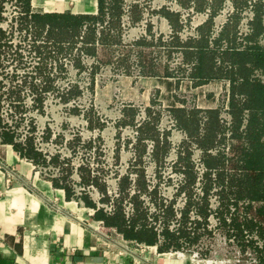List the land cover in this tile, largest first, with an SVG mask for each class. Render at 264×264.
I'll use <instances>...</instances> for the list:
<instances>
[{"label": "built area", "instance_id": "obj_1", "mask_svg": "<svg viewBox=\"0 0 264 264\" xmlns=\"http://www.w3.org/2000/svg\"><path fill=\"white\" fill-rule=\"evenodd\" d=\"M198 0H189L186 5L180 0H123L121 4V14L119 18L120 41L114 51V55L110 62L102 64L109 67H115L117 58L125 52H129V63L131 72L140 74L141 60L139 54L138 41L144 39L152 41L148 46L149 55L156 63H165L167 57H173L174 61L169 63V69L174 72V78L181 84L187 82L189 85L188 94L182 95L187 99L182 106L190 108H202L198 104V98L190 100L191 93H196V89L204 86V84H194V78L190 76L194 62L186 61L183 54L182 46H173L171 41L177 37L181 43L196 39L200 36V26L210 21L211 28L207 36L208 45L211 48L222 50L229 46V42L219 38L221 31L226 23L231 21L232 17L237 13L240 22L235 30V47L242 48L249 44L247 36L252 30L251 22L255 15V3L257 0H245L244 4L238 8L234 0H223L221 6L214 10L212 8L213 0H206L203 8L197 7ZM137 4L140 8L141 16L138 21L131 18V10L133 5ZM9 7H12L10 12ZM166 9L177 14L179 27L173 29L167 27V32L163 31L157 24L161 18L160 11ZM38 12L34 8H25L24 0H0V21L4 19L5 24L0 23V116L6 128L16 133L15 139L21 143H25L28 136L33 138L34 147L43 153L45 164H37L36 171L44 177H55L60 174L59 170L63 167H71V181L69 182L73 190V200L84 205L81 195L87 194L95 203L96 209H102L106 214H112L118 205L127 223L135 215L136 208L134 197L141 202V208L145 212V223L151 227L156 233V243L146 244L137 242L136 240L126 239L116 227L111 226L108 231L98 229L112 245H116L119 251L137 252L150 251L155 248L157 252H163L170 256L187 259L193 264H236L228 257L229 252L235 243L239 249L237 253L242 258L249 260L245 264H258L257 255L254 248H249V241H253L254 245L261 246L262 240L257 232H248L243 230L244 242L242 245L235 236L232 228H224L222 218L229 222L231 216L235 213L242 212L243 205L248 201H239L238 205L228 204L229 211L222 213V197L221 186L217 183V171L209 168L204 163V152L216 154L222 152L229 156L230 143L233 142L231 137L232 116L229 111V95H230V79H222V90L213 93L217 97V108L219 110L220 122L224 126V130L219 137H223V141H217L215 145L204 150L196 141H192L186 131L179 129L176 120L169 114L167 115L168 125L163 123V117L166 112H160L159 119L155 122V137H140V128L142 125L150 121L151 118L147 114L146 108H138L137 113L130 125L132 134L123 141L119 147H111L112 158L117 161L116 150H129L130 155L125 160L120 161L119 168L114 166L112 172L101 175L98 167L104 165L106 157V149L103 142L99 141L86 147L94 151L97 155L92 159L101 158L96 161L95 167L93 163L86 160L74 165L66 158L63 167L60 163L57 167L52 166V157L63 159L59 152H49L44 150L46 143H51L56 139L57 134L44 126L40 129L34 117V113L42 114L45 112L46 100L49 97L57 98L62 102L63 106H73L76 100L84 92L81 78L89 79L87 84L91 83L92 64L98 63L95 55L89 54L84 50V35L88 27V23H84L79 34L75 37L72 46L65 51H58L53 41L47 37V27L37 32L31 20V15ZM108 8L105 7L104 20L97 21L93 24L96 34L99 36L101 29L108 23ZM245 25V28L242 25ZM8 26L10 27L8 29ZM14 29L23 33V39L27 36V49L22 48V43H14V37L9 30ZM21 33V34H22ZM68 45V43H64ZM96 45L99 42L96 41ZM143 49V46H141ZM9 50L13 59H15L14 69L12 71L15 79L5 78V55H9ZM6 53V54H5ZM33 59L31 71L18 72L21 67L20 63L30 62ZM216 64L221 63L219 56L216 57ZM90 61V62H88ZM73 73L75 76H70ZM76 74H78V79ZM81 74H86L82 76ZM12 75V74H11ZM254 77L264 82V73L259 69L254 70ZM63 84H60V83ZM76 87L79 92L76 95H70V91ZM180 91V88H179ZM201 92L205 95L206 89ZM186 96V97H185ZM220 97V99H219ZM185 100V99H184ZM81 114L86 110L79 109ZM169 110V109H167ZM169 112V111H168ZM201 120L199 123V131H203L205 115L201 111ZM246 111L244 112L242 127L246 122ZM124 126V127H125ZM24 130V131H22ZM47 130L50 131L46 137ZM180 133L176 139L174 132ZM54 138V139H53ZM64 140V139H63ZM167 142V147L161 159H157L155 155L158 143ZM185 142H188L187 145ZM67 139L64 140V144ZM80 143H84L81 141ZM142 143L143 152L137 155L136 145ZM116 149V150H115ZM188 155V160L193 172V179L189 182L186 166L182 157ZM80 166H84L89 171L91 179H96L104 185V190H100L97 185L90 181L87 184L81 183L79 178H75ZM138 167L139 170H134ZM74 172V173H73ZM142 176L143 188L138 185V179ZM123 177L127 178V185L121 189L120 183ZM210 183L205 188L206 182ZM106 199H103V198ZM204 204L205 214L201 213V205ZM170 211V214L167 212ZM93 216V214H92ZM101 225L103 220L98 221ZM164 230H168L178 236L179 247L170 246L166 251H158V245L167 242ZM185 230L188 237L180 236V232ZM192 238V239H190ZM223 243L225 249L223 252H217V244ZM247 246V247H246ZM236 250V248H235ZM224 256V257H221ZM237 262L240 260L237 257ZM246 262V261H245ZM242 264V263H240ZM244 264V263H243Z\"/></svg>", "mask_w": 264, "mask_h": 264}, {"label": "crops", "instance_id": "obj_2", "mask_svg": "<svg viewBox=\"0 0 264 264\" xmlns=\"http://www.w3.org/2000/svg\"><path fill=\"white\" fill-rule=\"evenodd\" d=\"M109 1L117 2L118 6L111 9L108 23L101 29L100 35L98 36L94 29H89L84 36L85 50L95 55L98 61L93 65L92 72L98 70L99 64L111 61L114 47L120 41L121 0ZM188 1L180 0L184 5ZM241 1L236 0L239 5ZM28 3L39 13L84 15L94 18V21H103L105 18L104 12L100 10L99 0H28ZM204 3L205 0H198L197 7L201 9ZM220 3L221 0H214L213 7L217 8ZM160 14L162 27H179L176 13L162 9ZM140 16L139 6L133 5L132 20L138 21ZM209 25L206 23L200 27L199 38L183 44L185 60L194 62V67L189 73L194 78V84H204L196 89V93L202 96L199 103L203 109H198L207 110L208 113L207 129L202 137L197 138L196 135L198 110L182 107L180 103L184 99L177 92L181 83L174 78V72L167 65L151 60L148 46L152 41L144 39L138 41L141 60L139 81L135 82L130 77L122 79L124 101L118 112L110 108V89L105 88L100 92L98 89L96 101L102 115L108 120L107 123L100 120L96 110L90 108L83 116L86 126L89 129H98L102 137L107 131L118 133L120 127L133 123L137 105L141 103L145 105L151 120L142 125L140 135L155 137L153 122L159 115V109L155 107L159 101L170 107L178 126L186 131L191 140L195 139L202 148L213 146L220 128L216 110L217 97L213 93L203 95L201 90L211 85L218 87L223 75L213 64L214 52L205 48ZM233 30V25L227 24L223 36L232 40ZM96 41L99 45H96ZM171 44L181 45V42L174 38ZM141 46L146 47L141 49ZM128 65V56L125 54L119 58L117 66L128 70ZM182 83L184 86L188 84ZM76 94L78 89L74 87L70 95ZM184 122L187 125H184ZM7 135L9 134L0 132V264H193L187 259L159 253L155 248L142 253L119 251L116 245H112L98 230L100 228L108 231L111 226L101 225L98 222L102 220L101 217L92 216L95 211L91 204L82 205L73 200L72 193L65 188L67 185L63 180L44 177L38 173L36 165L41 160L39 154L30 152L31 148L24 149L21 145H14L11 136ZM185 143L187 145L188 142ZM166 147V141L157 144L155 155L158 160L162 158ZM142 151L143 145L139 143L136 145L138 157ZM116 152L117 158H128L127 151L123 154H119V150ZM182 160L188 163V155L182 157ZM81 177L83 182L90 180L87 171H84ZM138 184L143 188L142 176L139 177ZM97 186L100 190L104 189L102 184ZM121 187H125V179L122 180ZM261 264H264V261H261Z\"/></svg>", "mask_w": 264, "mask_h": 264}, {"label": "trees", "instance_id": "obj_3", "mask_svg": "<svg viewBox=\"0 0 264 264\" xmlns=\"http://www.w3.org/2000/svg\"><path fill=\"white\" fill-rule=\"evenodd\" d=\"M99 1L100 10L104 12V16L105 7L108 8L109 15L111 9L118 6L117 2L110 3L109 0H105V2L104 0ZM122 1L123 0H121L120 3V14ZM24 2L25 8L27 9L29 7L28 0H24ZM243 3L244 1H241L240 4ZM254 10L255 15L251 22L252 32L247 36V39L250 41L249 44L242 48H236L235 30H233L232 40H228L225 36H223L226 24L224 29L221 31L219 38L216 40V43H219L221 39H225L229 42V46L219 51L217 48L209 47L208 44L205 47L206 49L214 52V66L219 68L222 75L229 78L231 81L228 104L229 111L232 116L230 130L233 142L230 143L231 155L227 156L222 152L212 154L205 151L203 157L206 166L214 168L217 171L216 180L221 186V214L229 211V203L237 206L239 201H248L246 205H243V209L241 210L242 212L236 214L234 213L229 222L222 218V224L224 228L233 229L235 236L242 245L245 244L243 237L244 229L250 233L253 231L257 232L262 240L261 246L258 247L257 245H254L253 241H249L248 244L253 246L257 255L258 264H261V261H264V82L259 80L257 77H254L252 74L256 69H259L262 73H264V41L259 42L255 40L259 33L261 34L264 32V0H260L255 3ZM31 20L37 32L47 27V37L53 41L55 47L60 52L68 50V48L72 46L75 41V37L79 34L80 28L84 23H88V27L86 29L87 31L89 29L95 30L93 24L97 22L94 21V18L84 15L39 12L33 13L31 15ZM230 24L234 27L233 22ZM209 26H211V24ZM209 30L206 34V40ZM185 42L181 43L180 46H182V48H184L183 44ZM64 43H68V45L65 46ZM217 56L221 59L220 64H216L215 59ZM195 78L200 81L203 80L198 77ZM191 109L198 110V114L196 113L198 116L196 135L197 138H200L204 135L207 129L208 113L207 110H203V114L206 119L204 122V129L201 132L199 131V123L201 120L202 110L200 111L198 108ZM245 111L247 113L246 122L245 126L241 128ZM184 125H187V123L184 122ZM219 126L220 128L216 133L213 145H215L217 141H223V137H219L218 134L222 133L224 126L220 122ZM0 132L9 134L7 136H11L14 145H21L24 149H27V147L31 148L32 150H29L30 152L32 151L34 154H39L41 160L37 164L46 163L43 153L34 147L33 138L28 136L25 143L17 141L15 139L16 133L5 127L1 116ZM48 136L49 131L47 130L46 137ZM207 139L208 140H206V142L209 141V138ZM207 148L210 147H203L204 150ZM57 158V155H54L52 157V162L55 160L58 161ZM184 164L186 166V172L190 182L193 179L191 165L189 162ZM64 168H66L65 171L61 168L60 174L51 178L63 180V182L67 185L65 188L69 189L72 196H74L72 187L69 184L71 181V167L68 166ZM124 179L126 187L128 181L126 177L122 178V180ZM90 181L94 182L96 185L102 184L96 179L90 178ZM209 186L210 183L207 180L205 188H208ZM125 187H121V189H124ZM81 199L84 204H91V207L95 208L94 201L87 194H82ZM103 199L106 198L104 197ZM134 203L136 212L130 219L129 223L126 222L120 205L117 206L116 210L112 214H106L99 208L95 210L93 215L94 217H101L105 225L116 227V229L121 232L126 239L136 240L137 242H143L146 244L156 243V233L151 227L146 225L145 212L141 208V202L137 197H134ZM167 212L170 214V211ZM201 213H206L204 204L201 205ZM163 234L165 235L167 242L158 245V251H166L170 246L174 248L179 247V235L169 232L168 230H164ZM180 236L188 237V234L185 230H182L180 232Z\"/></svg>", "mask_w": 264, "mask_h": 264}, {"label": "rangeland", "instance_id": "obj_4", "mask_svg": "<svg viewBox=\"0 0 264 264\" xmlns=\"http://www.w3.org/2000/svg\"><path fill=\"white\" fill-rule=\"evenodd\" d=\"M245 1V0H242ZM260 0H257V2H259ZM206 2V0H205ZM214 2V0H213ZM213 2H212V8L214 10L218 9L221 6V3L223 2V0H221L220 5L217 8L213 7ZM235 5L240 8L243 4H237L236 0H234ZM256 2V3H257ZM205 4V3H204ZM204 6V5H203ZM203 8V7H202ZM10 12H12V7H9ZM264 21V18H263ZM210 24L211 22L208 21ZM206 22V23H208ZM234 23V30H236L238 23L240 22L239 16H237V13L232 17L231 21H229L226 24H230V23ZM0 23L5 24L4 19H2L0 21ZM204 23V24H206ZM156 24L165 32H167V28L162 27V22L160 20H156ZM203 24V25H204ZM225 24V25H226ZM224 25V26H225ZM202 26V25H201ZM200 26V27H201ZM243 28H245V25H242ZM10 27L8 26V29ZM211 28V26H210ZM224 29V27H223ZM10 32H12L11 34H13V36H11V38L14 39V43L20 40L21 41V45L22 48L26 49L28 47L27 45V36L23 39V33L22 32H18L11 29L9 30ZM210 31V30H209ZM252 32V30L250 31V33ZM22 33V34H21ZM209 34V33H208ZM177 38V37H175ZM179 40V39H178ZM255 40L259 41V42H263L264 41V32L263 33H259L257 35V37L255 38ZM180 41V40H179ZM207 44H208V39H207ZM173 45V44H171ZM173 46H180V45H173ZM209 46V45H208ZM146 46H143V48H145ZM118 49V47H114V51H116ZM149 51V50H148ZM129 52H125V54H127L128 56ZM6 54V53H5ZM124 54V52H123ZM123 54L120 55L117 58V63L119 61V58L123 57ZM130 54V53H129ZM184 54V53H183ZM5 78L7 79H11V81H13L15 79V75H13L12 71L14 69V64H15V59H13V56L11 55V51L9 50V55H5ZM150 57V55H149ZM151 58V57H150ZM27 59H30V62H25V63H20L21 67L18 68V72L23 73L24 71H31V64L33 63V59H31L30 57H28ZM152 60V59H151ZM153 61V60H152ZM174 61L173 57L168 58L167 57V61H165V63H161V64H165V65H170L169 63H172ZM90 62V61H88ZM117 63L115 65V67H109V66H105L102 64H99V68L97 71L90 73L91 76V83L86 85V82L89 81V79H85L84 77L81 78V82H82V86H84V92L83 94L79 97V99L76 100V103H74L75 107L73 106H63L62 102H60L57 98H53V97H49L46 100V105H45V112L42 114L39 113H34V117L38 123V126L41 128H43L45 125L49 126L51 129V131L55 132V134H57V137L55 140H53L51 143H46L45 146L43 147L44 150L55 153V152H59L61 156H63V159L57 158L58 161H54L52 162V166L57 167L58 164L60 163V166L63 167L66 163V158L70 159V162L74 163V165L80 163V161H90L93 163V166L96 169L95 163L96 161H100L102 160L101 158L98 159H92V157L97 155L94 151L90 150L88 147L92 141H95V143L99 141L103 142L102 144H104L105 149H106V157H105V162L104 165L101 164V166L98 167V170L100 172V176L101 175H106L109 174L110 172L113 171L114 166L116 165L117 168H119V164H122V162L119 160L120 158H117L119 162H116L113 160L112 158V154H111V147L116 146L119 147V143L120 145L123 143L124 140H126L127 137H129L132 134V130L130 128V126H122L120 127V129L118 130V133L116 131H107L104 133V136H101V132L94 128V129H89L86 126V121L84 120L85 118H83V116L85 115L86 111L89 110L90 108H94L96 110V112L101 116L102 115V111L101 108L99 107L97 101H96V95H97V90H99V92L102 89L108 88L110 89V96H111V100H110V108L113 109L115 112H118L119 107L122 105L124 98L122 96V79L124 77H130L132 79L135 80V82L139 81V78L141 76V68H140V74L137 75V73L135 72H131L130 70V63H129V56H128V70L123 69L122 67H118ZM93 67V64H92ZM169 68V67H168ZM12 74V75H11ZM82 76H85L86 74H81ZM70 76H74L73 73H70ZM77 79H78V74H76ZM75 77V76H74ZM227 78V77H221L220 81L222 82V79ZM60 84H63L62 82ZM220 83V85L218 87H214V86H210L208 88H203L206 89L207 93H217L218 91L222 90L223 85ZM180 88V91H179ZM188 88L189 85L187 84V86H184V83L179 84V87L177 89L178 95H180V97H182V95H187L188 94ZM198 93H191L189 96L190 100H195L196 97L198 98V104L200 105L199 102H201V95ZM202 94V93H201ZM189 95V94H188ZM186 97V96H185ZM183 100L180 104L182 105L184 103V101L187 102V99L182 97ZM220 99V97H219ZM138 108H142L145 107L144 104L139 103ZM157 109H160V111L162 112H166V116L163 117V123L165 125H168V117L167 115H171L173 117L174 120L175 117L172 113V111L170 110V107H167V105H165L162 102L157 101V104L155 106ZM185 108H190L187 106H182ZM79 109H86L83 114H81ZM169 109V110H167ZM203 109V108H202ZM216 109L218 110L217 106ZM169 111V112H168ZM137 113V111H136ZM135 113V115H136ZM99 116V119L102 121L108 120L106 116L102 115L101 117ZM135 117V116H134ZM160 117V112L158 115L157 120ZM218 119L220 122V118H219V110H218ZM156 120V121H157ZM155 121V122H156ZM155 122H153V124H155ZM221 123V122H220ZM177 124V121H176ZM222 124V123H221ZM179 129H181L178 124L176 125ZM155 128V125H154ZM156 130V129H155ZM182 130V129H181ZM24 131V130H22ZM49 131V130H48ZM185 131V130H184ZM223 132V131H222ZM50 133V131H49ZM117 133V136H116ZM188 135V134H187ZM174 136L177 138H179L180 133L175 131L174 132ZM219 136V134H218ZM141 138H144L140 135ZM54 139V138H53ZM67 139V143L64 144V140ZM81 141H84V143H80ZM192 141H195V139H192ZM139 144V143H138ZM137 144V145H138ZM142 144V143H141ZM116 150V149H115ZM118 151V150H116ZM128 152V157L130 155V151L129 150H123L120 151L119 150V154H123L124 152ZM143 152V151H142ZM117 154V152H116ZM117 156V155H116ZM122 160H125L126 158L122 157ZM66 168H62L63 171H65ZM134 170H139L138 167L134 168ZM84 171H88L87 168H84V166H80V168L78 169V173L77 175H74L75 178H79V181L81 183L87 184L90 182V180L88 182H83L82 181V177L81 175L84 173ZM60 172V170H59ZM72 173V171H71ZM74 173V172H73ZM89 175V171L87 172ZM71 175V174H70ZM90 178V175H89ZM139 185V184H138ZM225 245L223 243L220 242V244H217V252H223L225 249H223ZM249 248H253V246L251 245H247ZM246 246V247H247ZM236 248V250H235ZM237 249H239V246L237 243H235L233 245V248L231 249L232 252H229L228 255L226 257L230 258L232 260V262L236 263V264H240V263H247V261L249 260L248 258H242L241 255L239 256L237 253ZM224 257V256H221ZM237 257H239V261L237 262ZM246 261V262H245Z\"/></svg>", "mask_w": 264, "mask_h": 264}]
</instances>
